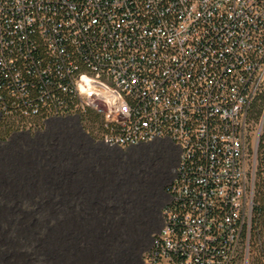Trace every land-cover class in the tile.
I'll use <instances>...</instances> for the list:
<instances>
[{"label":"built area","instance_id":"obj_1","mask_svg":"<svg viewBox=\"0 0 264 264\" xmlns=\"http://www.w3.org/2000/svg\"><path fill=\"white\" fill-rule=\"evenodd\" d=\"M262 95L264 0H0L12 131L78 116L112 145L180 147L147 264H225L242 247L247 264Z\"/></svg>","mask_w":264,"mask_h":264},{"label":"crops","instance_id":"obj_2","mask_svg":"<svg viewBox=\"0 0 264 264\" xmlns=\"http://www.w3.org/2000/svg\"><path fill=\"white\" fill-rule=\"evenodd\" d=\"M180 158L170 139L122 147L78 116L53 117L0 134V205L57 231L34 264H146Z\"/></svg>","mask_w":264,"mask_h":264},{"label":"trees","instance_id":"obj_3","mask_svg":"<svg viewBox=\"0 0 264 264\" xmlns=\"http://www.w3.org/2000/svg\"><path fill=\"white\" fill-rule=\"evenodd\" d=\"M253 109L254 118L259 120L264 112V95L255 101ZM92 118L94 120L98 119L97 117ZM10 132L14 131L11 130L8 123L0 116V134L6 135ZM256 161V191L247 264H264V125L256 151ZM46 225L47 224L43 223L41 219L32 220L29 224V227L25 231L28 233L24 234L25 240L23 241L30 244L31 249H35L37 245L39 246L37 242L45 237L46 231L42 227ZM245 252V248L242 247L237 253V256L225 264H246Z\"/></svg>","mask_w":264,"mask_h":264},{"label":"rangeland","instance_id":"obj_4","mask_svg":"<svg viewBox=\"0 0 264 264\" xmlns=\"http://www.w3.org/2000/svg\"><path fill=\"white\" fill-rule=\"evenodd\" d=\"M13 209L0 205V264H34L38 255L48 251L52 237L57 231L43 228L46 231L45 237L37 242L39 246L31 249L30 244L23 241L24 234L28 233L25 231L31 221L38 220L39 216L19 213Z\"/></svg>","mask_w":264,"mask_h":264}]
</instances>
